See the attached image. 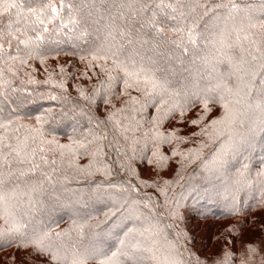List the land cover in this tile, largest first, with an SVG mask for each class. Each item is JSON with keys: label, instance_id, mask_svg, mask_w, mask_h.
I'll return each mask as SVG.
<instances>
[{"label": "trees", "instance_id": "trees-1", "mask_svg": "<svg viewBox=\"0 0 264 264\" xmlns=\"http://www.w3.org/2000/svg\"><path fill=\"white\" fill-rule=\"evenodd\" d=\"M261 25L264 0H0V264H264Z\"/></svg>", "mask_w": 264, "mask_h": 264}, {"label": "snow or ice", "instance_id": "snow-or-ice-1", "mask_svg": "<svg viewBox=\"0 0 264 264\" xmlns=\"http://www.w3.org/2000/svg\"><path fill=\"white\" fill-rule=\"evenodd\" d=\"M14 7H16L15 3H8L7 6L4 8V12H7L9 8H14ZM233 7H235V5H233ZM52 11L55 12L56 9L52 8ZM261 27H264V25H261ZM157 31L160 32V31H163V29L162 28L157 29ZM121 70L124 72L125 77H127V79H125L126 86H132L131 84H129V80H132L135 83V82H138L142 76L144 77V80L146 83L149 82L150 80V78L145 74V71L143 68L139 69L138 71H133V72H129L126 67L121 68ZM152 85L154 88L157 86L154 81H152ZM220 102H221L222 108L224 109L223 115L217 119L212 120L205 129L201 130V134H209L208 128H211L213 130V134L215 138H220L221 136L227 133H230L232 131V125L236 123L234 110L229 106V103L223 102V97H221ZM204 111L205 112L209 111L207 101H204ZM183 115H184V110H181V116L183 117ZM201 120H203V116L199 117L198 119L192 120L191 123L194 125L199 124ZM171 135L175 137V133H172ZM209 135H210V138H212V134H209ZM176 139L182 140L183 137H176ZM59 147L64 148L68 146L61 145ZM233 148H234V145H230L228 148L224 150V152H222V154L219 157L220 166H223V164L226 162L224 159V156L227 155L229 151L233 150ZM8 155H11V153H9ZM19 156H20V153L16 152V157H19ZM20 162H23V160H21ZM5 166L11 168V163L8 160V156L0 155V169H3ZM36 167H39V166L37 165ZM2 185H3V180L0 179V186ZM6 201H7V194L4 193L2 190H0V203H6ZM2 235L3 233H0V236ZM32 243L37 253H42V254L50 253L52 260H58L61 258L58 255V253L52 252L49 249V247L44 244L43 239L34 240ZM90 255H94L98 258V264H114L115 254H113V256L111 257L102 258L104 254L101 253L99 250H95ZM71 264H86V259L80 258L79 256H74V258L71 261Z\"/></svg>", "mask_w": 264, "mask_h": 264}]
</instances>
